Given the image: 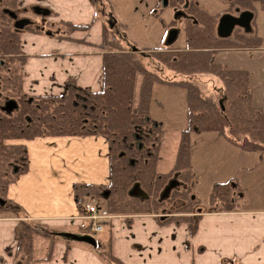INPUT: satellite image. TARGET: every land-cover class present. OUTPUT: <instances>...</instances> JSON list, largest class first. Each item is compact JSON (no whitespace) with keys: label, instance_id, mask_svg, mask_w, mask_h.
I'll return each instance as SVG.
<instances>
[{"label":"trees","instance_id":"16d2710c","mask_svg":"<svg viewBox=\"0 0 264 264\" xmlns=\"http://www.w3.org/2000/svg\"><path fill=\"white\" fill-rule=\"evenodd\" d=\"M259 2L263 4V0ZM19 7L18 0H0V197L5 200L0 212L14 217L24 216L22 208L5 197L8 184L24 173L27 167L25 146L9 143L10 140H30L44 136H103L107 142L108 182L105 185H73L75 202L80 212L84 213L85 201L92 199L99 201L101 205L96 204L97 207L108 214L149 213L160 216L165 209L157 211L158 204L174 196L181 200V204L164 218L188 225L195 220L192 214L196 212L193 210L196 200L187 195L191 179L187 139L189 131H212L227 140H232L231 135H245L248 139L243 145L244 149L264 151V109L253 103L249 73L245 69L229 68L214 60L215 48L227 47L229 43L216 40L208 34L210 26L206 21L209 19L203 12H195L198 27L204 31L201 38L197 35L199 39L195 46L189 42L182 48L155 49L149 53L164 68L190 75L208 73L216 77L221 87L215 103L202 96L188 80H166L148 71L138 53L126 46L115 30L116 26L104 23L98 46L102 58L99 90H83L72 80H67L59 94L27 95L21 88L25 57L19 51L18 37L22 31H40L33 27L15 30L11 26L3 10L15 11ZM64 25L68 31L87 28L70 23ZM192 28L189 24L184 28L188 40ZM119 29H122L121 25ZM241 41L242 47L260 44L258 37L253 40L241 37ZM154 83L182 89L186 103L187 127L181 132L174 165L164 174L157 172L155 167L161 126L149 116L150 105L154 102L159 105L151 95ZM8 100L15 103L11 110L5 106ZM170 175L178 181V185L171 189L167 198L160 200L159 194ZM228 183L216 182L211 189L213 203L224 211L236 208L237 197L228 190ZM134 184L146 194L145 198L128 194ZM85 223L81 234L94 236L96 233L89 230L90 220L85 219ZM58 232L34 222H18L15 230L17 251L24 252L27 262L37 261L39 258H31L32 239L41 235L52 243L56 239H63ZM95 241V249L107 264H122L111 255L106 232L101 236L96 235Z\"/></svg>","mask_w":264,"mask_h":264},{"label":"crops","instance_id":"0c3cea01","mask_svg":"<svg viewBox=\"0 0 264 264\" xmlns=\"http://www.w3.org/2000/svg\"><path fill=\"white\" fill-rule=\"evenodd\" d=\"M18 1L22 6L39 3L48 7L53 12L48 21L62 30L50 35L31 31L19 34V51L25 57L22 91L27 95L59 94L67 80L83 90H99L102 58L98 46L104 22L96 16L93 3ZM260 3L257 7L264 9V1ZM64 23L87 28L68 31ZM251 48L264 52V42L260 38V44ZM258 67L260 77L253 75L254 68L245 70L253 100L261 107L258 99L262 89L256 88L259 83L264 88V60ZM8 142L26 149V171L8 184L5 194L22 208L24 216L0 212V264H107L95 247L86 243L64 238L49 243L41 235L32 239L31 258L39 260L27 262L24 252L17 251L15 236L21 221L59 232H83L86 223L75 202L73 185L107 184L106 139L100 135L44 136ZM85 202L97 204L92 199ZM109 215L98 234L106 232L109 251L122 264H264V205L229 211L215 204L207 208L199 205L191 225L149 213Z\"/></svg>","mask_w":264,"mask_h":264},{"label":"rangeland","instance_id":"374dc122","mask_svg":"<svg viewBox=\"0 0 264 264\" xmlns=\"http://www.w3.org/2000/svg\"><path fill=\"white\" fill-rule=\"evenodd\" d=\"M90 1L94 5L96 16L104 24L116 26L115 30L124 40L126 46L138 53L148 71L154 72L158 77L166 80H188L198 88L202 96L214 103L217 102V92L221 83L216 77L208 73L190 75L164 68L149 53L155 49L182 48L185 44L190 43H194L192 46H195L200 35H204V31L202 27L195 26L193 23L195 17L191 11H188L190 14L188 24L193 28L189 32L188 40L184 29L186 21H182V19L173 21L174 13L169 6L163 7L161 0ZM222 2V0H194L196 6L209 15H205L206 19H209L206 22L211 21L212 18L215 19V17L217 19L224 8ZM20 6L16 10L17 16L28 18L33 23L32 27L37 28L41 34L62 32L58 26H54V23L48 21L53 12L48 16H42L34 14L29 7L24 8L23 12L21 2ZM253 12L252 36H259L264 42V9L255 7ZM173 24L178 27V35L171 45H167V33ZM120 25L122 29H119ZM214 60L223 62L232 68H250V71L254 68L255 74L253 75L260 77L258 65L264 60V52L256 49L219 51L216 52ZM258 88L262 89L258 99V104L261 107L257 106L255 102L253 103L256 107L264 109V88L261 83L257 85L256 89L259 90ZM151 95L154 100L159 102V105L155 102L150 105L149 116L160 124L162 130L155 167L157 172L164 174L174 165L181 132L187 127L186 103L182 89L161 83L153 84ZM231 138L232 140H227L212 131L200 133L189 131L187 133L190 160L192 162L194 160V164H191L190 167L191 179L188 183L187 195L192 197V200H196L194 211L199 208V205L203 208L212 206L214 204L212 185L216 182L226 181L229 182L228 190L239 197L235 202L236 208H259L264 205V151L257 148L254 150L244 149L243 145L248 139L245 135H231ZM192 165L194 166L192 167ZM172 178L170 175L166 182ZM180 201L177 197L171 196L170 199H165L158 204L157 211L165 209L161 214L170 215L175 211L174 208L181 204ZM96 203L101 205L99 201ZM96 235L99 236L97 233L93 237L95 238Z\"/></svg>","mask_w":264,"mask_h":264},{"label":"flooded vegetation","instance_id":"af4514ba","mask_svg":"<svg viewBox=\"0 0 264 264\" xmlns=\"http://www.w3.org/2000/svg\"><path fill=\"white\" fill-rule=\"evenodd\" d=\"M222 1H223L222 3H223L224 8L219 13V16L217 17V19H216V17H215V19L212 18L211 21H208L206 23V24H209V26H210L209 27L210 32L208 33L209 35L213 36L216 40L217 39L221 40V41L225 40V41H227L229 43V46H227V47H223L222 46V47H219V48L218 47L215 48L216 52L228 51V50L229 51H236V50L252 49L251 47L255 46L253 44L251 46H249V47H242L241 37H247L248 39H251V40H253V38L256 37V36H252L251 22H252V19H253V16H254V12L253 11L255 10V7L258 6L259 0H245L246 1V5L245 6H243L244 0H222ZM161 5L163 7H168L169 6L171 8L172 12L174 13L173 21H178V20L182 19V21H186V24H188L189 16H190L188 11H191L193 13L194 17H195V12L198 13L199 11L203 12L206 16H209L208 14H206L204 12V10H202L199 7L196 6V4L194 3V0H184L183 2H182V0H161ZM34 6L35 5L22 6L21 10L24 12L25 11L24 8L29 7V8H31L32 12L34 14H36L34 12V10H33ZM39 6H41V5H39ZM41 7H43V6H41ZM16 10L15 11L3 10V12H5L6 15L9 17V19L11 20L10 24H11L12 27H13L14 20H17L19 18H26L25 16L18 17L17 14H16ZM244 10H248V11H250L252 13V18H251V20L249 22V29L245 30L243 27L235 24L232 27V30H231L230 34L227 37H224V38L223 37H219L217 35V33H216V25H217L219 17L221 15H223V14H226V13L230 14V15H232L234 17H237L239 15V13L244 11ZM7 11L12 12L15 15V17L14 18L10 17L8 15ZM37 15H40V14H37ZM197 20H198L197 17H195V20H194L193 23L198 26ZM29 22L30 23L28 25L24 26L23 28L32 27L33 23L30 20H29ZM186 24L184 26H186ZM171 29H176V31H177L176 32V37H177L178 31H179L178 27L174 26V24H173L172 26H170L169 30H171ZM233 33H234V35H233ZM230 36H232V37L230 38ZM186 37H187V34H186ZM173 41L170 44H167V45H171L173 43Z\"/></svg>","mask_w":264,"mask_h":264},{"label":"water","instance_id":"95a60500","mask_svg":"<svg viewBox=\"0 0 264 264\" xmlns=\"http://www.w3.org/2000/svg\"><path fill=\"white\" fill-rule=\"evenodd\" d=\"M33 10L36 14H40L42 16H48L50 14V11L46 7H41L39 5H35L33 7ZM8 15L12 18L15 17V15L7 11ZM252 18V13L248 10H244L239 13L237 17H234L230 14H223L219 17L217 25H216V33L219 37H227L232 27L236 24L241 27H243L245 30L249 29V22ZM30 22L27 18H19L17 20H14L13 22V28L16 30H21L24 26L28 25ZM176 29H171L167 33L166 37V44H170L176 37ZM50 35V32L49 34ZM15 105L14 101L8 100L5 103L6 109L11 110L12 107ZM178 185V181L175 178L170 179L166 185L163 187L159 194V199L163 200L168 197L169 192L171 189L175 188ZM128 194L130 196L134 197H140L145 198L146 194L140 189V187L137 184H134L130 187ZM5 205V200L0 197V206ZM165 215L162 214L160 217H164ZM59 236H61L64 239L71 240V241H77V242H83L86 243L92 247H95L96 241L95 238L90 234H76L71 232H58Z\"/></svg>","mask_w":264,"mask_h":264},{"label":"built area","instance_id":"2783aa9c","mask_svg":"<svg viewBox=\"0 0 264 264\" xmlns=\"http://www.w3.org/2000/svg\"><path fill=\"white\" fill-rule=\"evenodd\" d=\"M83 218L91 222L89 230L93 233H100L103 231L104 223L110 218V215L97 205L85 202L83 205Z\"/></svg>","mask_w":264,"mask_h":264}]
</instances>
